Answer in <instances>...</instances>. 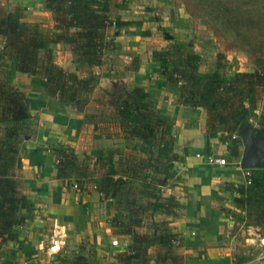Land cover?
Returning <instances> with one entry per match:
<instances>
[{
  "label": "trees",
  "instance_id": "1",
  "mask_svg": "<svg viewBox=\"0 0 264 264\" xmlns=\"http://www.w3.org/2000/svg\"><path fill=\"white\" fill-rule=\"evenodd\" d=\"M42 2L51 15V27L24 20L25 7L20 4L0 2V115L4 116L0 117V251L5 242L16 239L15 231L26 222L25 210L35 205V200L22 192L17 174L22 168L19 149L26 135L23 130L31 117L30 94L11 85L18 71L39 77L49 96L82 112L84 122H114L119 127L122 146L110 149L105 157L96 160L94 167L79 161L73 148L61 143L52 146L56 178L67 187L76 183L80 192L88 194L93 188L100 197L112 199L124 215L111 218L110 226L116 229L115 233L130 237L125 250L117 252L113 259L121 264H149L150 246L170 249L178 237L153 220L145 231L140 230L144 214H174L180 207L171 196L162 194L163 187L175 177L174 163L184 159L173 151L169 114L160 111L140 85L123 88L110 116L85 111L92 89L103 76L110 77L96 69L117 46L106 30L113 27L116 37L120 29L139 22L110 15L111 0ZM55 43L70 45L74 69L66 70L54 62L51 45ZM12 60L15 69L9 66ZM151 60L159 64L157 74L176 91L180 105L202 110L206 155L212 138L226 142L235 157L242 139L253 135V126L264 136V64L239 72L230 70L227 62L219 59L212 70L203 72L199 70L200 56L183 41L154 51ZM104 128L99 125L100 132L108 130ZM246 171V183L232 186V202L243 214L231 215L259 228L264 237V168ZM83 250L80 245L81 253L78 251L74 259L57 256L52 263L88 264ZM165 257V253L158 254L155 264H164ZM245 259L247 256L241 260Z\"/></svg>",
  "mask_w": 264,
  "mask_h": 264
},
{
  "label": "crops",
  "instance_id": "2",
  "mask_svg": "<svg viewBox=\"0 0 264 264\" xmlns=\"http://www.w3.org/2000/svg\"><path fill=\"white\" fill-rule=\"evenodd\" d=\"M15 3L25 7L26 21H39L34 11H46L42 0H15ZM44 14L50 15L48 11ZM48 25L52 26L51 15ZM59 45L64 44L51 46ZM9 66L15 69V61H10ZM157 72L154 63L143 59L135 70L129 69L125 77L119 79L140 85L157 96L156 107L168 113L172 123L173 151L184 157L183 161L174 163L175 177L162 189L163 196H171L180 207L174 214L157 212L152 217L148 214L143 217L140 230L145 231L153 220L160 228L178 234L170 249L160 245L148 248L149 264H155L158 254L164 253L168 256L164 264H264V252L252 246L261 241L259 228L248 226L231 215V212L243 214L232 202L235 195L232 186L246 183V169L241 168L238 161L229 160V155H216L226 158L225 164H210L201 158L207 154L206 143L204 131L195 124V119L202 116V110L180 105L176 91L167 87ZM11 85L30 94L29 112L38 119V136L26 146L21 158L24 161L23 192L35 200V205L25 210L26 222L15 231L16 239L3 244L0 264H51L54 251L64 256L78 253L81 243H84L83 254L88 264H121L107 255V233H112L110 219L123 218L124 212L115 207L112 199L100 197L96 189L91 188L88 194L71 190L56 178V160L46 147L47 142L56 137L61 144L73 148L77 158L88 155L94 167L96 160L105 157L110 150L97 145L98 139L108 136L99 135L97 130L99 125L106 129L110 125L84 122L82 112L50 97L37 76L16 71ZM106 108L101 106V109ZM121 146L122 143L116 147ZM211 148L210 140L208 154ZM31 164L37 166V174L28 171ZM99 204L105 205V210ZM121 236L123 244L114 250L115 254L124 251L130 241L129 236ZM243 256L248 259L241 260Z\"/></svg>",
  "mask_w": 264,
  "mask_h": 264
},
{
  "label": "rangeland",
  "instance_id": "3",
  "mask_svg": "<svg viewBox=\"0 0 264 264\" xmlns=\"http://www.w3.org/2000/svg\"><path fill=\"white\" fill-rule=\"evenodd\" d=\"M9 1L15 4V0ZM111 1L110 15L113 17L118 16L123 20L139 22V25L132 24L120 29L116 37L113 35L114 28H109L107 35L109 39L116 42L117 46L107 55L108 60L96 69L100 73L110 74V77L103 76L100 79V84L92 89L91 102L86 109L89 110V107H91L94 112L92 110L89 112L108 116L113 114L119 96L123 93V88L131 85L127 82H120L119 79L125 77L129 69L135 70L143 59L153 63L151 60L152 53L167 49L168 45L175 41L187 42L192 47V50L200 56L199 70L203 72L212 70L214 63L219 59L221 62L226 61L230 70L239 72L252 71L256 68L257 63L264 64V0ZM44 12L46 11H43V9L34 11L36 13L35 18L39 20L36 22L49 27L50 15L44 14ZM51 51L56 64L66 70L74 69L70 45L51 46ZM154 64L155 70L158 71L159 64ZM112 92H114L113 96L110 95ZM149 98L156 105L157 96L150 94ZM95 105H98V109H95ZM101 106L107 108L101 109ZM0 117L3 118L4 116L0 115ZM113 123L103 133L97 130L99 135H108L105 138L98 139L97 145L105 147V149H111L122 143L121 131ZM195 124L204 131L203 115L201 117L199 115L195 119ZM38 125V119L34 115L27 120L23 130L26 135H24L19 149L21 158H23V151L26 146L38 136ZM1 129L2 124H0V136L2 134ZM57 140L56 137H52L47 142L46 147L51 149L52 146L60 143ZM211 142V154L229 155L231 158L229 160H236L240 165L246 140L242 139V144L238 147V156L235 157L230 154L226 142L219 141L218 138H212ZM78 159L81 162L83 160L89 162L90 167H92L88 155ZM46 161L47 166L50 167L49 157ZM23 163L24 161L22 165ZM39 163L42 166V161ZM36 169L37 166L31 164L28 171L37 174ZM17 174L23 192V169L21 168ZM66 182L68 181L66 180ZM70 189L72 190L73 187H70ZM99 206L104 210L106 208L102 204H99ZM111 232V234L107 233V255L110 258L114 256V250L120 249L119 245L123 244V237L115 233L116 229L112 228ZM114 239L118 240L119 245L112 244ZM257 243H255L257 248L255 244L252 245L255 250L261 248L259 246L264 247L260 240ZM83 244L81 243V245ZM263 247L260 249L262 252H264ZM53 253L67 260L74 259L73 256L76 254L70 252V254L64 256L57 251ZM82 253L84 252L82 251Z\"/></svg>",
  "mask_w": 264,
  "mask_h": 264
},
{
  "label": "water",
  "instance_id": "4",
  "mask_svg": "<svg viewBox=\"0 0 264 264\" xmlns=\"http://www.w3.org/2000/svg\"><path fill=\"white\" fill-rule=\"evenodd\" d=\"M244 140H246V143L243 147V156L240 161L241 168H264V136L254 129L253 135L244 138ZM56 257L57 255L53 253L50 259L53 260Z\"/></svg>",
  "mask_w": 264,
  "mask_h": 264
},
{
  "label": "built area",
  "instance_id": "5",
  "mask_svg": "<svg viewBox=\"0 0 264 264\" xmlns=\"http://www.w3.org/2000/svg\"><path fill=\"white\" fill-rule=\"evenodd\" d=\"M197 156H200V155L197 154ZM201 158L204 159L207 163H210V164H225V162H226V158L219 157V156H216V155H213V154L204 155V156H201ZM72 187L75 190L78 191V187H77L76 183H73ZM261 242L264 244V237H261ZM112 244L113 245H119L118 244V240L114 239L112 241Z\"/></svg>",
  "mask_w": 264,
  "mask_h": 264
}]
</instances>
